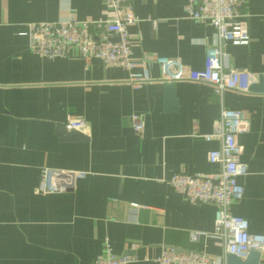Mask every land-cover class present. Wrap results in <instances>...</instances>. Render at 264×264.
<instances>
[{
  "label": "crops",
  "instance_id": "1",
  "mask_svg": "<svg viewBox=\"0 0 264 264\" xmlns=\"http://www.w3.org/2000/svg\"><path fill=\"white\" fill-rule=\"evenodd\" d=\"M188 1L134 0L132 56H146L152 75L134 86L127 69L97 57L87 64L75 46L54 58L29 47L30 22L108 19L106 0H0V264H96L106 238L116 254L131 258L128 264H157L168 246L227 262L215 204L193 203L170 182L179 171H219L208 159L219 142L203 136L216 120L212 131L201 123L211 104L249 118L238 136L249 170L240 178L245 193L231 212L248 219L251 232L264 233V92L225 89L219 96L208 82L176 79L173 108L153 59L204 67L216 29L191 18ZM244 11L250 42L228 44L227 62L264 76V0H247ZM134 114L145 126L140 135L133 129L139 140L131 143ZM69 116L85 118L89 139H63L59 130ZM45 167L74 172L73 188L40 191Z\"/></svg>",
  "mask_w": 264,
  "mask_h": 264
},
{
  "label": "built area",
  "instance_id": "2",
  "mask_svg": "<svg viewBox=\"0 0 264 264\" xmlns=\"http://www.w3.org/2000/svg\"><path fill=\"white\" fill-rule=\"evenodd\" d=\"M113 10L108 19L92 20L69 17L60 20L30 22L29 47L42 57L66 56L69 49H79L84 61L89 64L94 57L109 66H121L130 73L129 80L134 86L152 79L146 64V56L137 59L132 56V42L129 26L139 17L134 11V0H106ZM247 0H189L187 11L195 20L208 21L215 31L214 41L207 46L205 64L202 69H193L179 58L153 56L161 66L166 79L189 78L210 83L214 92L222 96L225 89L249 92L250 86L259 79L247 69L231 67L227 62L225 48L228 44L250 42ZM139 68V69H138ZM88 134V124L82 116H69L65 124ZM132 126L137 134L144 130L141 115L132 116ZM249 118L245 111L225 108L216 120L214 130L203 134L206 140L217 139L218 147L208 153V159L220 166L214 173L175 172L170 178L172 186L193 203L213 202L216 206L215 234L224 245L226 254L235 253L245 257L252 248L264 251V233L249 230V221L231 212V205L240 200L245 186L240 181L249 172L241 160L242 148L238 136L247 131ZM264 176V164L262 169ZM74 172L60 170L52 172L43 168L40 191L54 192L73 188ZM198 232L192 234L193 239ZM129 256L116 254L106 238L104 250L98 254L96 264H128ZM157 264H227L205 251L181 250L174 246L163 249L156 259Z\"/></svg>",
  "mask_w": 264,
  "mask_h": 264
},
{
  "label": "water",
  "instance_id": "3",
  "mask_svg": "<svg viewBox=\"0 0 264 264\" xmlns=\"http://www.w3.org/2000/svg\"><path fill=\"white\" fill-rule=\"evenodd\" d=\"M167 101L168 104L175 108L177 105V100L175 97V79H167ZM250 91L264 92V76L260 75L258 82L253 83L250 86ZM221 116V105L211 104L205 107V111L202 114V127L208 131H212L215 120L219 119ZM60 134L63 135L65 140H86L89 139L88 136L79 130L68 128L67 126H61L59 130ZM129 135V141L131 143L137 142L139 136L135 134L133 128L127 130ZM262 251L257 248H252L245 257H241L235 253H229L227 256V264H259Z\"/></svg>",
  "mask_w": 264,
  "mask_h": 264
}]
</instances>
